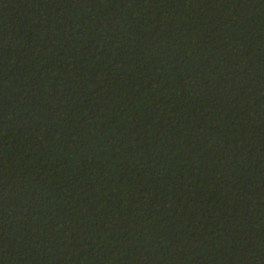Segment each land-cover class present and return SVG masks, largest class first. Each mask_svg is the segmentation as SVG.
I'll return each mask as SVG.
<instances>
[{"label":"trees","instance_id":"trees-1","mask_svg":"<svg viewBox=\"0 0 264 264\" xmlns=\"http://www.w3.org/2000/svg\"><path fill=\"white\" fill-rule=\"evenodd\" d=\"M0 264H264V0H0Z\"/></svg>","mask_w":264,"mask_h":264}]
</instances>
